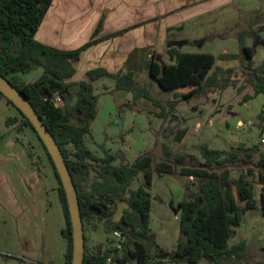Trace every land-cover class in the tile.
Masks as SVG:
<instances>
[{
	"label": "trees",
	"instance_id": "1",
	"mask_svg": "<svg viewBox=\"0 0 264 264\" xmlns=\"http://www.w3.org/2000/svg\"><path fill=\"white\" fill-rule=\"evenodd\" d=\"M53 1L0 0V74L29 100L57 141L77 190L84 231L87 225L97 228L98 220L105 218L109 232L120 230L127 238L122 251L114 257L115 264H153L152 253L146 243L152 237L150 188L153 172L178 174L200 179L202 183L192 198H185L179 204L180 237L172 255L173 262L199 264L205 260L208 264H223L242 260L246 242L231 245L230 240L236 235L247 211L259 209L264 217V188L259 200L253 193L256 180L264 185V152L259 145L240 143L228 151L211 149L202 144L199 148L203 161L188 153L174 152L159 141L156 145L160 144L163 155L157 162H154L152 155L140 156L133 163L126 162L122 156L121 164L114 165L118 156L105 150L104 157H98L86 144V136L91 134V125L98 114V96L94 94L91 82H71L76 74L73 63L79 60L84 49L62 51L46 46L35 38ZM254 55L251 47H244L242 54H223L219 57L211 53L181 52L172 48L168 51L171 63L162 64L153 58L149 73L164 92H173L175 96L187 100L196 95L223 92L228 87L241 94L243 89L237 85L239 78L236 69H224L215 64L218 59H244L245 62H241L242 70L250 74L249 82L253 88V93L245 94L243 102H239L246 104L255 96L264 95V69L254 66ZM39 68L43 69V74L34 82H25L19 77L21 73ZM107 75L102 69L88 72L91 81ZM114 79L115 91L130 92L134 99L146 98L161 108L160 117L165 116V106L154 97L150 85L138 83L132 73L114 76ZM77 85L79 90L73 103L75 95L72 87ZM57 93L59 100L55 98ZM1 98H4L2 93ZM169 103L171 107L174 104ZM20 114L23 124L38 136L31 122ZM259 118L264 122L263 113ZM185 134V131H181L177 140H181ZM48 157L60 183L59 198L66 222L62 230L67 242L65 264H72L73 234L67 198L49 154ZM228 163H251L255 169H249L247 174L232 180L228 169L221 172L215 170L216 166ZM256 169L259 171L257 176ZM93 172L95 178L90 180ZM140 173L143 174V183L131 190ZM119 201H127L128 206L121 218L113 221L111 208ZM239 202L244 205L241 206ZM84 235V264H105L111 250L107 248L97 253L88 251L87 236ZM155 264L166 263L158 261Z\"/></svg>",
	"mask_w": 264,
	"mask_h": 264
},
{
	"label": "rangeland",
	"instance_id": "2",
	"mask_svg": "<svg viewBox=\"0 0 264 264\" xmlns=\"http://www.w3.org/2000/svg\"><path fill=\"white\" fill-rule=\"evenodd\" d=\"M262 11L247 22V25L259 30L257 34L242 35L240 28L236 29L238 36L218 38L213 44L206 45L200 51L212 53L215 57L223 55L224 52L238 53L242 51L241 42H246L255 49L256 54L254 64L258 69H264V7ZM241 25L244 22L240 23ZM238 25V24H237ZM248 29V28H247ZM240 36V37H239ZM241 41V42H240ZM195 50V49H191ZM244 59L237 62L222 63L217 61L219 67L235 68L238 75V87L243 89L238 94L233 87H228L226 93L211 92L208 94L223 95L220 97L215 110L213 121L206 128V136L200 133H190L184 142V147L178 146L176 131L174 128L165 127L167 117L171 115L170 99L175 96L173 92L162 91L156 82L148 79L146 69L140 71V84L147 80L144 85L152 87L154 97L165 106L164 117L154 115L153 118L139 115L138 111L149 112L148 108L137 104V99L119 98L114 87L106 83H97L93 86V92L98 96V114L91 125V134L86 136L87 146L98 157H104L105 151L118 156L113 162L119 165L124 156L126 162L133 163L143 155L154 156V162L162 158L160 144L170 145L172 151L188 153L203 161L200 145L206 144L209 148L225 143L221 139H212L210 133L216 132L221 138L230 140L233 138L235 146L226 145V150H232L239 146L244 133L253 129L258 121L259 113L262 110L264 115V95L259 94L243 102V96L253 93L250 84V74L244 73L242 64ZM162 64L169 63L170 60L163 61ZM43 74V69L39 68L27 73L19 74L25 82L37 80ZM80 71L78 72V76ZM109 81V80H107ZM79 86L72 87L76 100V92ZM132 94V93H131ZM208 94L199 95L188 102H179L183 106H201L200 99ZM201 102V103H200ZM212 105L207 109L204 121L206 122L208 113ZM230 112L226 115V112ZM197 113L189 111V117H194ZM187 116L184 113V116ZM226 115V116H225ZM154 118L156 122H161L160 131L153 130ZM242 125H238V122ZM253 125L250 126L248 123ZM164 123V124H163ZM155 127V125H154ZM174 129V130H172ZM210 136V137H209ZM260 133L253 129L248 134V144L250 146L259 145L264 152V145L259 144ZM228 146V147H227ZM178 148V149H175ZM216 150V149H215ZM228 169L231 172V179L236 180L241 175L247 174L249 169H255L251 163H228L224 166H216L215 170L221 172ZM256 169V176L258 174ZM178 175V174H177ZM95 178V172L90 176V180ZM257 179V177H256ZM143 183V174L140 173L131 185L134 190ZM202 180L183 176L174 177L169 174L153 172V180L150 188L152 195L150 211V228L152 237L146 241L152 253V263L164 261L166 264H175L172 259L174 250L177 248L180 237L179 229V200L192 198L200 188ZM60 183L56 177L54 167L48 154L39 140L36 133L23 124L19 110L6 98L0 99V264H65V253L67 242L62 236V230L66 222L62 203L59 198ZM236 191V188L233 187ZM263 190V184L256 182L253 184L254 197L259 200V193ZM241 206L244 204L239 202ZM127 201H119L111 208L113 221H118L124 210L127 208ZM96 234L93 236L95 228L87 225L85 234L87 236V247L90 252H104L112 244V232L108 231V224L105 218L98 220ZM236 235L230 240L234 245L241 241L246 242L244 258L240 261H226L223 264H264V217L259 209L250 210L243 216L241 226L236 230ZM199 264H208L205 260Z\"/></svg>",
	"mask_w": 264,
	"mask_h": 264
},
{
	"label": "crops",
	"instance_id": "3",
	"mask_svg": "<svg viewBox=\"0 0 264 264\" xmlns=\"http://www.w3.org/2000/svg\"><path fill=\"white\" fill-rule=\"evenodd\" d=\"M262 7L264 0H54L35 38L46 46L62 51L84 49L79 60L73 63L76 74L71 82H91L92 86L106 83L114 87L116 83L114 76L127 73H132L135 80L140 82L141 69H146L148 79L154 80L149 73L150 61L153 58L159 62L160 58L163 61L170 60L168 51L172 48L181 52L204 53L200 49L213 44L218 38L225 37L226 34L227 37L238 36L235 35L236 29L243 30L242 35L257 34L261 29L257 30L252 25L249 27L247 22L256 13L261 12ZM241 22L244 24L241 25ZM91 42L94 43L87 47ZM240 44L242 51L224 52V54H242L244 47H251L246 42ZM253 50L256 54L255 49ZM219 61L237 62V60ZM215 66L219 67L216 64ZM221 68H238V66L236 64ZM98 69L106 71L108 75L91 81L88 72ZM142 83H147V80H143ZM116 93L119 98L126 96L129 100L134 99L130 92ZM225 93L226 90L223 95ZM208 95L199 100L202 102L201 106L180 104L199 95L189 100L181 96H172L170 99V102L174 103L171 109L174 110H171V115L167 117L165 127L174 128L177 132L176 137L180 136L181 131L186 133L181 140H177L178 146L184 147V142L190 133L201 132L206 136L207 133L202 132L201 129L211 124L216 113L222 112L216 111L215 108L223 95ZM136 101L149 110L144 114L138 111L137 114L150 118L160 115L161 108L152 101L143 97ZM210 105L212 109L208 113L207 120L205 124L201 123L200 120L202 118L204 121ZM190 110L197 114L189 117ZM262 112L261 110L259 114ZM184 113L187 116H184ZM229 114V111L226 112V115ZM157 119L154 118L152 124L155 133H158L162 126V121L156 122ZM238 125H242V122L239 121ZM231 135L230 140H225L216 132L210 133L212 139H221L225 143L224 146H215V149L226 150V145L235 146L233 132ZM246 144L250 146L248 137ZM168 146L171 148L170 145ZM183 177L187 179L186 176ZM181 201L182 199L179 203ZM96 231L95 228L93 236Z\"/></svg>",
	"mask_w": 264,
	"mask_h": 264
},
{
	"label": "water",
	"instance_id": "4",
	"mask_svg": "<svg viewBox=\"0 0 264 264\" xmlns=\"http://www.w3.org/2000/svg\"><path fill=\"white\" fill-rule=\"evenodd\" d=\"M0 93H2L4 98L11 102L31 122L53 161L64 188L68 203L73 234L72 264H84L86 248L81 209L77 190L63 153L54 136L51 134L50 130L47 128L46 124L43 122L42 118L39 116L29 100L1 74ZM263 123V121H258L254 124L253 129H256L259 132L262 129ZM253 129L244 133L241 143H246L248 134Z\"/></svg>",
	"mask_w": 264,
	"mask_h": 264
},
{
	"label": "built area",
	"instance_id": "5",
	"mask_svg": "<svg viewBox=\"0 0 264 264\" xmlns=\"http://www.w3.org/2000/svg\"><path fill=\"white\" fill-rule=\"evenodd\" d=\"M55 98L59 100L58 93L55 95ZM46 100H48V98H46ZM248 124L250 126L253 125L251 122H249ZM259 133H260L259 144L264 145V123ZM263 188H264V185H263ZM111 236H112V244L109 247V249L111 250V253L110 255L107 256L105 264H115V260H114L115 255L122 251L127 241L125 234L120 230L113 231Z\"/></svg>",
	"mask_w": 264,
	"mask_h": 264
},
{
	"label": "flooded vegetation",
	"instance_id": "6",
	"mask_svg": "<svg viewBox=\"0 0 264 264\" xmlns=\"http://www.w3.org/2000/svg\"><path fill=\"white\" fill-rule=\"evenodd\" d=\"M43 145V144H42Z\"/></svg>",
	"mask_w": 264,
	"mask_h": 264
}]
</instances>
